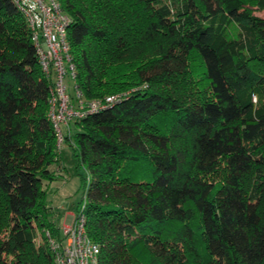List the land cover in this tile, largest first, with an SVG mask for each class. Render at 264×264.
<instances>
[{"label":"trees","instance_id":"obj_1","mask_svg":"<svg viewBox=\"0 0 264 264\" xmlns=\"http://www.w3.org/2000/svg\"><path fill=\"white\" fill-rule=\"evenodd\" d=\"M56 1L85 98L121 95L64 141L99 264H264V0ZM48 99L0 0V264H53Z\"/></svg>","mask_w":264,"mask_h":264},{"label":"built area","instance_id":"obj_2","mask_svg":"<svg viewBox=\"0 0 264 264\" xmlns=\"http://www.w3.org/2000/svg\"><path fill=\"white\" fill-rule=\"evenodd\" d=\"M30 33L38 64L49 81L48 113L55 134V147L59 152L65 136L72 132L76 120L119 101L121 95H108L102 99L87 100L76 83L67 38L70 17L56 0H11ZM71 92V94H69ZM45 237L53 264H99V247L88 237L83 216L62 228L60 239L48 232Z\"/></svg>","mask_w":264,"mask_h":264},{"label":"rangeland","instance_id":"obj_3","mask_svg":"<svg viewBox=\"0 0 264 264\" xmlns=\"http://www.w3.org/2000/svg\"><path fill=\"white\" fill-rule=\"evenodd\" d=\"M256 15L264 18V10L255 12ZM71 94V92H69ZM58 155V163L60 161V164L64 165L65 168V179H62L65 183V189L64 191L58 190L56 192V198L54 201H52V205L56 206L58 208V213L54 212L53 216L55 217V220L57 222V226L59 227L60 235L62 233V224L66 222V217L69 215L75 214V208L78 203V201L82 198L80 191H78L79 188V178L78 175H76L74 171V162L73 157L70 151V148L68 145L64 142L60 146L59 152H57ZM59 158L61 160H59ZM57 163V164H58ZM53 165L54 167L57 165ZM80 172H82L80 170ZM63 168L61 166H58V169L55 170V175L57 177L63 176ZM222 171H219V173L213 177L215 181L219 180L221 178ZM48 184L46 185L47 190V197L49 195L54 196V192L56 189L52 187L51 189H48ZM55 186H57L55 184ZM51 197H49L50 199ZM48 201V200H47ZM49 203V202H48ZM54 210V209H53ZM74 219V218H73ZM73 222V220L70 222V224ZM68 224V225H70ZM65 225V226H68ZM7 232V212L5 209V206L2 203L1 197H0V239H2Z\"/></svg>","mask_w":264,"mask_h":264},{"label":"crops","instance_id":"obj_4","mask_svg":"<svg viewBox=\"0 0 264 264\" xmlns=\"http://www.w3.org/2000/svg\"><path fill=\"white\" fill-rule=\"evenodd\" d=\"M72 131H73V126H72ZM59 160H61L60 158H59ZM73 162H74V160H73ZM58 166H61V168H63V176L62 177H57V179L56 180H54L53 182H51V183H49L48 184V189L50 188H52V187H54L55 189H56V191L54 192V196L52 195H49L48 197H47V200H48V202H49V205L54 209V211H56L57 213H58V208H56V206H53L51 203H52V201H54L55 200V198L57 197L55 194H56V192L58 191V190H61V191H64V189H65V183H64V181L62 180V179H65L66 177L64 176L65 175V168H64V165L63 164H60V161H59V163L54 167V166H51V169H53L54 171L56 170V169H58ZM55 184L57 185V186H55ZM49 197H51L50 199H49ZM73 218H74V216L73 215H69V216H67L66 217V222L64 223V224H62L63 226H62V228L65 226V225H68V224H70V222L73 220Z\"/></svg>","mask_w":264,"mask_h":264}]
</instances>
